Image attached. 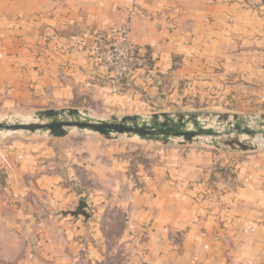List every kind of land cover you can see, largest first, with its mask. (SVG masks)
Listing matches in <instances>:
<instances>
[{
    "label": "crops",
    "instance_id": "obj_1",
    "mask_svg": "<svg viewBox=\"0 0 264 264\" xmlns=\"http://www.w3.org/2000/svg\"><path fill=\"white\" fill-rule=\"evenodd\" d=\"M126 22L156 79L137 68L117 91L88 48ZM210 92L227 102L248 98L247 109L232 114L264 113V0H0L1 103L45 110L78 108L83 99L145 98L166 107L151 115L174 113L169 102L186 96L204 105ZM165 150L139 172V186L127 189L118 264H264V148ZM92 157L74 160V167L108 176L112 186L126 175L130 184L128 161ZM8 161L21 200L6 220L27 245L12 264H115L117 250L108 251L102 219L59 214L73 200L62 185L65 163L51 161V172L29 187L40 170L34 157ZM226 167L231 173L224 175ZM70 176L75 180L72 168ZM29 189L51 195L49 217L22 202Z\"/></svg>",
    "mask_w": 264,
    "mask_h": 264
},
{
    "label": "rangeland",
    "instance_id": "obj_2",
    "mask_svg": "<svg viewBox=\"0 0 264 264\" xmlns=\"http://www.w3.org/2000/svg\"><path fill=\"white\" fill-rule=\"evenodd\" d=\"M116 27V26H115ZM113 29V28H112ZM131 29V28H130ZM106 35V34H105ZM131 38V36H130ZM132 40V39H131ZM145 57V56H144ZM149 61V60H148ZM146 62V64L148 63ZM137 68H143L146 73V77L155 80L156 77L150 75L148 77L144 66ZM151 69V67H148ZM156 82V81H154ZM217 89V88H216ZM115 95L114 93H111ZM119 94V93H117ZM219 95V96H218ZM120 96V95H118ZM205 104L202 105L203 100L193 99L192 96H186L181 103L169 102L170 108L173 112H182L186 115H191L194 112H198L200 117L208 121L209 125L213 127H221L222 116H229L231 119L234 110H246L247 100L232 99L226 101L224 94H218L217 92H210L205 97ZM252 108L254 107V98H252ZM127 100H85L83 99L79 109L88 110L93 116L100 118H112L123 117L125 115H142L150 116L149 111L162 110L166 107L155 104L147 99L141 98V100L135 101V99ZM251 100V99H250ZM140 101V103H139ZM246 104V105H245ZM74 107L66 106L64 108ZM155 108V109H154ZM260 109V108H258ZM264 110V107H263ZM39 111L29 106H16L4 104L0 102V122L11 121L16 122H34L35 113ZM264 113H251L247 114L250 120L256 121L261 118ZM242 139H247L245 136ZM254 147L249 150H236L239 153L252 154L259 153L264 147V139L261 137L252 140ZM228 147L223 140L220 141L218 146H212L210 144V138H203L197 140L194 143H181L180 140H173L167 144L161 142L144 141L138 137L120 136L116 139H105L97 133H93L86 130H79L76 128L70 129L68 134L64 137H53L48 133H28L25 131H0V253L4 251L6 256L0 255V263L12 264L15 263L22 252L27 249L26 242L24 243L17 238L14 233V228L10 221L13 216L14 205L19 202L16 193L11 188L10 173L12 166L8 159H15L19 155L33 156L40 167L37 170L35 176L31 175V178L27 182L29 187L33 186V178L38 174H45L51 172V161L55 165H61L60 162L65 163L64 168L67 173H64L65 179L62 185L69 188L73 200L69 203L68 210H60V216H74L71 212L75 211L81 201L88 203L87 211L88 217L78 215L74 217H83L90 219L95 216L102 219L104 224V234L106 236V246L109 252L117 250L118 258L115 259V264L121 263L124 244L118 240L122 238L126 223L128 221L129 214L126 209L123 208V204L127 199V189L140 184L139 175L143 171V167L151 165L154 161L160 159L162 150L175 148V149H206L218 152V149ZM220 153V152H219ZM95 155H102L104 163L106 161L112 162V160L128 161V173L130 175L131 182L128 184L127 177L125 175V181H119L117 186H112V180L107 176L103 179H97L93 173H87L85 171L78 170V162H74L76 159H85L90 157L95 161ZM116 158V159H114ZM92 161V160H91ZM91 161L89 163H91ZM75 163V164H74ZM95 163V162H92ZM76 165V166H75ZM75 166V167H74ZM72 168L73 179H70V169ZM69 170V171H68ZM80 178L82 180L80 181ZM133 178V179H132ZM136 184V185H135ZM100 192H96V191ZM18 198V200H17ZM24 198V199H23ZM18 201V202H17ZM30 203L39 209V215L43 217H49L51 215V195H47L42 191L37 192L36 189H29L28 193L22 195V202ZM7 219V220H6ZM40 219V217L38 218ZM6 226H5V225ZM51 235V227L49 228ZM43 234V231L40 232ZM126 256V255H125ZM110 261V260H109ZM107 262V260H106Z\"/></svg>",
    "mask_w": 264,
    "mask_h": 264
},
{
    "label": "water",
    "instance_id": "obj_3",
    "mask_svg": "<svg viewBox=\"0 0 264 264\" xmlns=\"http://www.w3.org/2000/svg\"><path fill=\"white\" fill-rule=\"evenodd\" d=\"M228 117L227 114L222 116L226 122L215 128L197 113L188 116L182 112H155L150 116L100 118L77 107L49 108L37 111L34 122L1 121L0 131H25L31 134L42 132L53 137H64L70 129L76 128L97 133L109 140L128 136L164 144L173 140L194 143L210 138L212 146H218L223 140L226 145L244 151L254 147L252 140L258 137L264 139V114L256 121L239 114H233L231 119ZM242 136L247 139H241ZM88 207L86 201H81L71 213L88 217Z\"/></svg>",
    "mask_w": 264,
    "mask_h": 264
},
{
    "label": "built area",
    "instance_id": "obj_4",
    "mask_svg": "<svg viewBox=\"0 0 264 264\" xmlns=\"http://www.w3.org/2000/svg\"><path fill=\"white\" fill-rule=\"evenodd\" d=\"M130 35V23L126 22L99 36L88 48L89 54L109 70L110 80L117 91L123 88L122 82L132 76L139 66L145 67L148 77L152 75L145 57L139 54V48Z\"/></svg>",
    "mask_w": 264,
    "mask_h": 264
},
{
    "label": "trees",
    "instance_id": "obj_5",
    "mask_svg": "<svg viewBox=\"0 0 264 264\" xmlns=\"http://www.w3.org/2000/svg\"><path fill=\"white\" fill-rule=\"evenodd\" d=\"M147 66L151 67V65L149 63H147ZM222 170H223L222 174H224V175H226L229 172L231 173V168H229V167L223 168Z\"/></svg>",
    "mask_w": 264,
    "mask_h": 264
}]
</instances>
